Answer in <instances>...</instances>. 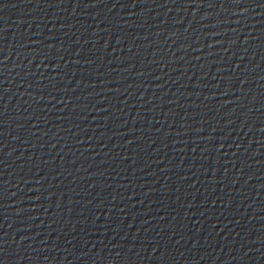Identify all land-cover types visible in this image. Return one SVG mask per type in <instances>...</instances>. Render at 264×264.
Segmentation results:
<instances>
[{
	"label": "water",
	"instance_id": "1",
	"mask_svg": "<svg viewBox=\"0 0 264 264\" xmlns=\"http://www.w3.org/2000/svg\"><path fill=\"white\" fill-rule=\"evenodd\" d=\"M0 264H264V0H0Z\"/></svg>",
	"mask_w": 264,
	"mask_h": 264
}]
</instances>
